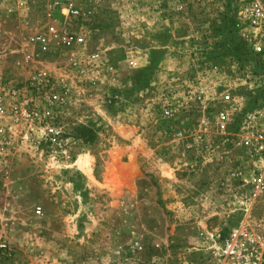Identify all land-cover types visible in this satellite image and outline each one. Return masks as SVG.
<instances>
[{
  "label": "rangeland",
  "instance_id": "1",
  "mask_svg": "<svg viewBox=\"0 0 264 264\" xmlns=\"http://www.w3.org/2000/svg\"><path fill=\"white\" fill-rule=\"evenodd\" d=\"M253 2L0 0V264H264Z\"/></svg>",
  "mask_w": 264,
  "mask_h": 264
},
{
  "label": "built area",
  "instance_id": "2",
  "mask_svg": "<svg viewBox=\"0 0 264 264\" xmlns=\"http://www.w3.org/2000/svg\"><path fill=\"white\" fill-rule=\"evenodd\" d=\"M240 20L244 25V33L249 46L256 56L264 59V5L260 2H253L242 7L240 10ZM54 101H59L57 95L52 96ZM224 121L225 117L220 116ZM245 136V146L256 156L264 155V128H260L252 123L243 129ZM58 135V133H56ZM238 235H233L231 240L224 242L220 248V257L227 261V264H236L239 257L240 248L237 245Z\"/></svg>",
  "mask_w": 264,
  "mask_h": 264
},
{
  "label": "bare ground",
  "instance_id": "3",
  "mask_svg": "<svg viewBox=\"0 0 264 264\" xmlns=\"http://www.w3.org/2000/svg\"><path fill=\"white\" fill-rule=\"evenodd\" d=\"M77 166L86 175H90V159L88 157H82L78 160Z\"/></svg>",
  "mask_w": 264,
  "mask_h": 264
}]
</instances>
